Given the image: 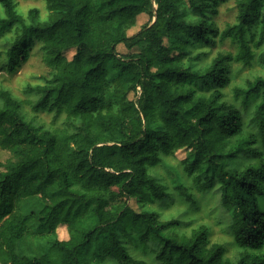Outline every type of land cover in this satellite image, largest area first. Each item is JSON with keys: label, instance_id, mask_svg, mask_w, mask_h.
<instances>
[{"label": "clouds", "instance_id": "9594fccd", "mask_svg": "<svg viewBox=\"0 0 264 264\" xmlns=\"http://www.w3.org/2000/svg\"><path fill=\"white\" fill-rule=\"evenodd\" d=\"M15 2L0 0V94L23 89L30 106L46 104L48 121L56 117L54 125L41 121L50 129L80 120L72 113L85 96L102 97L91 118L102 116L110 127L97 146L121 149L135 142L138 149L114 153L105 167L124 173L121 184L135 190L91 224L90 252L105 253L95 262L264 258V240L256 252L246 243L253 217L264 221V23L241 28L234 16L223 28L212 26L209 43L173 45L171 62H144L139 83L127 91L110 82L111 73L90 84L95 72L89 65L77 68L62 56L56 0H44L43 19L9 13ZM165 72L183 79L164 80Z\"/></svg>", "mask_w": 264, "mask_h": 264}, {"label": "trees", "instance_id": "16d2710c", "mask_svg": "<svg viewBox=\"0 0 264 264\" xmlns=\"http://www.w3.org/2000/svg\"><path fill=\"white\" fill-rule=\"evenodd\" d=\"M228 3L234 4L241 28L264 23V0H56L61 54L68 59L66 53L72 51L68 60L78 62L74 65L77 68L89 65L95 72V76L89 74L90 84L111 73L110 82L132 91L144 62L167 64L173 45L209 43L207 37L215 35L212 26L217 25L219 9ZM45 7L48 11L46 3ZM8 11L24 19L33 13L39 15L37 9H31L23 17L16 3ZM141 14L148 16L149 22L141 26L143 31L137 36H129ZM189 17L196 22H189ZM164 39L169 41L168 47L163 46ZM119 45L127 53L118 54ZM162 79L183 77L165 72ZM100 99L85 96L72 113L80 120L50 129L36 119L37 114L51 112L46 104L34 107L26 102L33 114L30 116L24 101L9 91L0 94V147L11 154L0 162V264H97L95 260L103 259V250L90 252L95 240L89 243L88 230L94 221L109 215V206L135 190L134 185L125 188L121 184L124 173L116 175L105 167L114 153L133 155L138 149L135 142L121 149L97 146L110 127L102 116L91 118ZM225 122L231 125L230 120ZM30 197L40 199L39 210L17 213L16 203ZM60 226L67 230L65 241L57 239ZM248 235L246 243L252 252L258 251L260 240H264L260 217H253ZM240 264H264V258L249 255Z\"/></svg>", "mask_w": 264, "mask_h": 264}, {"label": "rangeland", "instance_id": "374dc122", "mask_svg": "<svg viewBox=\"0 0 264 264\" xmlns=\"http://www.w3.org/2000/svg\"><path fill=\"white\" fill-rule=\"evenodd\" d=\"M16 10L17 12L22 15L23 17L27 16V13L31 9H37L39 11V16L41 19L44 18L45 14L47 13L46 7H45V2L44 0H16ZM233 5V6H231ZM142 16L138 17L136 26L133 27L128 31V35L131 36L132 33L136 32L137 29H140L141 26L147 24L149 22L148 16L141 14ZM236 17V11L233 3H228L226 5H223L219 9V13L217 17L215 18L216 24L219 25V27L223 28L225 24L230 22L233 17ZM72 51L66 53V57L68 59L71 58L72 56ZM117 53L120 55H123L127 53V50L122 46L119 45L117 47ZM9 92L11 95L19 100L24 101L25 106H26V111L29 113L30 116H33V114L30 111V108L28 104L26 103V96L24 93L23 89H17L13 88L10 89ZM36 119L38 120L39 123H42L41 121H48V118L45 114H37ZM49 124L53 123V121H48ZM45 126V123H42ZM11 158V154L3 150L0 147V162H4L5 160ZM40 199L37 197H30L27 199H22L19 202L16 203L15 205V211L20 214H27L29 211H37L40 208ZM57 239L60 241H65L68 239V233L67 230L64 226H60L57 229Z\"/></svg>", "mask_w": 264, "mask_h": 264}]
</instances>
